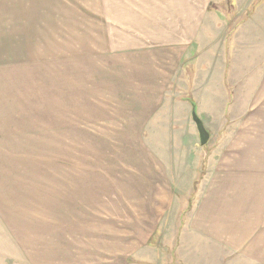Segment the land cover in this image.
I'll return each instance as SVG.
<instances>
[{"label": "rangeland", "instance_id": "rangeland-1", "mask_svg": "<svg viewBox=\"0 0 264 264\" xmlns=\"http://www.w3.org/2000/svg\"><path fill=\"white\" fill-rule=\"evenodd\" d=\"M244 170L264 0H0V264H179Z\"/></svg>", "mask_w": 264, "mask_h": 264}, {"label": "crops", "instance_id": "crops-1", "mask_svg": "<svg viewBox=\"0 0 264 264\" xmlns=\"http://www.w3.org/2000/svg\"><path fill=\"white\" fill-rule=\"evenodd\" d=\"M239 173L199 203L175 249L179 264H264V170Z\"/></svg>", "mask_w": 264, "mask_h": 264}, {"label": "water", "instance_id": "water-1", "mask_svg": "<svg viewBox=\"0 0 264 264\" xmlns=\"http://www.w3.org/2000/svg\"><path fill=\"white\" fill-rule=\"evenodd\" d=\"M194 119L198 128V132L200 135V143L202 146H205L209 140V133L206 131V129L204 128L202 122L197 118L196 113H194Z\"/></svg>", "mask_w": 264, "mask_h": 264}]
</instances>
